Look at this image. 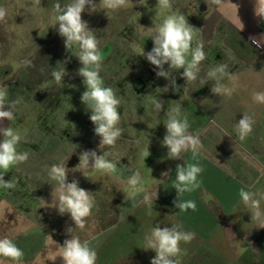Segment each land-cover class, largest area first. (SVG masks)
I'll list each match as a JSON object with an SVG mask.
<instances>
[{"label": "crops", "instance_id": "obj_1", "mask_svg": "<svg viewBox=\"0 0 264 264\" xmlns=\"http://www.w3.org/2000/svg\"><path fill=\"white\" fill-rule=\"evenodd\" d=\"M181 1L186 18L196 26L193 46L197 41L203 43L206 53L198 78L186 82L181 77L183 69L173 72L178 92L173 91L168 79L163 84V78L155 75L157 69L154 68L148 87L142 79L136 80L140 83V88L135 90L136 98L143 101L149 92L163 101L164 107L162 111L154 107L155 118L147 120L150 133H141L143 139L133 141V146L130 140H117L119 154L115 156L113 153L116 159H111L109 152L105 153V158L108 156V160L117 164V172L101 171L103 186L98 192L85 189L92 196L94 207L83 229L75 227L70 214L58 213L54 207L57 184L53 181L54 185H47L46 180H51L48 173L53 164H65L69 170L67 182L75 179L81 188H89L87 185H90L89 179L95 170L90 171L92 176L89 177L91 168L75 167L79 163L78 148L89 146L92 150L93 138L71 140L72 130L77 129L69 128L71 134L64 139L67 135L61 137V133L68 131L59 128V133L55 131V138L44 142L39 122L41 110L34 109L36 105L38 108L46 105L44 95L56 83L52 75H47V70H59L64 64L66 69L69 64L62 52V43L54 42L38 48L30 59V66L22 64L23 68L13 74V85L20 80L26 84L34 82L31 85L33 94L18 93L12 87L8 102L18 98L21 102L13 108L15 119L5 120L0 127L23 131L21 124L30 112L37 125L31 128L36 133L24 139L21 137L17 145L19 152L29 153V159L6 173L0 170L5 182L11 179L15 182L14 188L0 187V212L3 214L0 237L7 236L17 243L24 242L27 237L35 242L36 234L40 235L42 245L34 258L39 259V264H64L59 256L60 247L71 235L89 242L97 252L96 264H150L155 252L146 250L144 237L157 224L161 227L180 224L182 231L195 234L190 243H180L179 264H264V228H261L260 221L251 220L250 209L239 196L241 188L264 192V104L256 103L252 98L253 93L264 92V48H257L249 40L250 35L259 37L264 34V18L254 15L255 0H220L219 4L213 0ZM241 23L243 30H240ZM138 49L142 53L143 47ZM220 63L227 64L228 71L235 77V86L228 77L221 80L228 87L234 86L231 96L211 91L216 81L207 73ZM28 70H36V75L30 77L34 72L28 73ZM43 84H48L47 89L43 90ZM126 93L123 89L118 91L122 98ZM35 95L38 101H33ZM177 104L181 105L182 114L189 120V131L200 136L203 147L195 158L188 150L182 154V160L169 159L168 149L161 144L166 134V113ZM139 112L141 115H135L137 122L144 118L143 111ZM244 113L251 115L255 123L252 133L241 140L236 124ZM0 139H3L2 135ZM46 146L53 148L51 154L34 149ZM63 147L66 149L62 151ZM147 148L151 155L145 158L142 151ZM195 163L203 168L198 176L200 187L184 193L179 200L194 201L196 210L181 212L173 203L178 196L173 188L176 166ZM135 171L140 172L142 181L147 180L143 192L133 193L127 183ZM163 172L169 175L162 176ZM107 180L109 184L104 183ZM105 184L107 189H104ZM145 194L150 196L151 202L144 201ZM95 196L99 197L95 199ZM261 210L264 211V200H261ZM67 218L71 224H67ZM66 225L73 228L69 236L62 233V227ZM237 243L245 249L243 253L238 250Z\"/></svg>", "mask_w": 264, "mask_h": 264}, {"label": "clouds", "instance_id": "obj_2", "mask_svg": "<svg viewBox=\"0 0 264 264\" xmlns=\"http://www.w3.org/2000/svg\"><path fill=\"white\" fill-rule=\"evenodd\" d=\"M213 2L219 4L220 0H213ZM34 3L39 5L40 0H34ZM127 3L128 0H100V5L109 10H118L125 7ZM54 7L57 12L55 26L58 25V34L64 38L65 48L68 50L73 46L79 48L75 56L82 67L77 70V75L82 77V83L86 89L81 94L80 100L91 113L89 120L94 125V134L100 138L99 147L114 146L122 135V129L118 126L121 120L119 111L121 101L112 87L104 85L100 75L103 57L99 49V41L95 31L90 29L88 23L82 19V13L86 8L90 13L96 12L97 5L94 0H72L63 8L59 3ZM157 7L169 9L171 8V0H157ZM254 15L264 18V0H255ZM6 16L7 9L0 7V22L5 21ZM243 27L244 25L241 23L240 30H243ZM195 29L188 23L184 15L175 13L167 15L151 36L153 42L151 51L145 53L142 50L145 59L157 69L155 75L158 78L168 79L173 91L176 92L179 91V86L176 84L172 73L183 69L181 77L186 82L195 81L200 72V65L206 59L203 43L197 41L193 46L196 40ZM249 40L257 48H264V34L259 37L250 35ZM22 63L25 66H30L31 61L25 60ZM165 65L168 66L167 70H165ZM51 75L55 82L60 84L68 73L63 67L59 70L54 69ZM207 75L216 81L211 89L214 94L231 96L234 91L235 77L228 71L227 64H218ZM225 77L233 80V87L221 83ZM165 89L168 90V87ZM8 94L9 88L5 84L0 85V124L5 120L12 121L15 119L13 108L21 102L19 98L8 102ZM252 98L256 103L264 104V92H255ZM153 104L157 111H162L163 101L154 100ZM166 115L167 120L164 123L166 134L161 144L168 149L167 157L172 160H182V154L191 150L193 158H195L203 145L199 134L189 131L191 125L187 116L182 114L181 105L177 104L170 108ZM254 123L255 120L251 115L243 114V118L236 124V130L241 140L252 133ZM0 135L3 137L0 139V170L6 173L11 167L26 162L29 159V153L17 150L21 136L11 127H0ZM149 155L148 151L145 158ZM75 168H91L107 173L117 172V164L106 159L105 154L98 155L95 150H85L80 153L79 163ZM68 172L65 164H53L49 170V178L57 184L54 207L61 215L70 214L75 227L83 229L86 218L91 215L94 200L89 191L79 186L77 180L73 179L72 182H67ZM202 172L203 168L198 163L187 166L178 164L176 166V181L173 188L178 196L173 203L179 211L196 210L194 201H180L179 197L200 187L198 176ZM161 175L166 177L169 173L163 172ZM127 183L133 193L144 191L139 171L133 172ZM0 187L14 188L15 182L12 179L5 182L4 174H0ZM239 196L242 203L250 209L251 220L260 221L261 228H264V211L261 210L264 192H253L241 188ZM143 199L145 202H151L150 196L147 194L144 195ZM181 229L182 225L180 224H172L170 227H161L157 224L149 233L145 234L146 250L155 252L150 264H179L177 257L181 253L180 243H190L195 238L194 233ZM66 231L72 234L73 228L69 227ZM238 250L241 253L245 251L244 248L239 247V244ZM23 256L24 252L12 239L7 236L0 237V257L8 258L15 264H19ZM59 256L62 257L64 264H96L97 260V252L90 247L89 242H82L78 237L72 235L70 239L64 240L63 246L60 247Z\"/></svg>", "mask_w": 264, "mask_h": 264}, {"label": "rangeland", "instance_id": "obj_3", "mask_svg": "<svg viewBox=\"0 0 264 264\" xmlns=\"http://www.w3.org/2000/svg\"><path fill=\"white\" fill-rule=\"evenodd\" d=\"M71 2L72 0H40V4L36 5L34 0H0V7L7 9L5 21L0 22V85L5 84L9 88V91L13 87L16 92H26L31 96L33 94L31 85L34 82L30 81L28 82L29 84H26L20 80L19 82L16 81L13 85L11 79L13 74L18 69L23 68V61L32 59L38 48L45 47L47 44L54 42L62 43V52H64L69 63L68 65L66 64L67 67L65 69L68 75L63 78L60 84L55 83L54 86L48 89V92L44 95L46 100L44 107L38 108L37 105L34 106V109L41 110L39 122L42 128V136H45L44 142L45 140L48 142L55 138L53 136H55V131L59 133L57 130L59 128L62 131H68V133H61V137L65 134L67 135L64 139H67L68 134H71L69 128L77 129L72 130L73 134L71 135L73 137H70L71 140L76 137L87 138L88 136L89 138H93L94 146L92 150H95L98 155L109 152L112 157L111 159H116L117 157L115 156L119 154L118 144H115L113 147H99L100 138L94 134V125L89 120L91 113L80 100L81 94L86 89L82 83V77L77 75V70L82 67L75 56L79 48L78 46H73L69 50L66 49L64 38L58 34V25L55 26L57 12L54 6L59 3L63 8ZM94 3L97 5L96 12L90 13L86 8L82 13V19L88 23L90 29L95 31V35L99 41V49L103 57L100 75L103 78L104 85L112 87L116 96L121 101L120 108H122V115L118 126L122 129V135L118 140H130L132 144L133 141L144 138L140 135L141 133H146L147 135L150 133L147 120L155 118L153 114V101L158 100L152 94L149 95V92L143 101L136 98L135 90L140 88V83L138 84L136 80L142 79L145 87H148L149 77L154 68L150 67L151 64L145 59L138 48L140 46L143 47L142 50L147 49L151 51L153 47L151 36L154 34L155 29L167 15L175 13L185 16V12L182 10L184 4L181 0H171V8L160 9L157 7V0H128L125 7L118 10H109L100 5V0H94ZM187 20L190 25H195L193 21ZM144 63L146 64L145 66H143ZM167 69V66H165V70ZM53 70V68L47 70V75H51ZM154 70L156 69L154 68ZM32 71L34 73H31L30 77L36 75V70H28V73ZM166 81L167 79L163 78L162 83L165 84ZM160 82L159 80L158 83L162 87ZM47 86L48 84H43V90L47 89ZM122 89L127 92L124 98L118 94V91ZM32 98H34L33 101L35 99L38 101L37 95ZM141 110L143 111L142 115L144 118H141V121L137 122L135 115H139L141 113L139 111ZM22 123L21 125H23L25 130L16 132L23 139L36 133L35 130H31L34 125H37L35 117L31 112L30 114L28 113V116L25 117ZM145 138H148V136ZM34 149L44 151V154H51L53 150L49 146ZM65 149L63 147L62 151ZM90 149L91 147L89 146L79 147L78 153L80 154ZM148 151L147 148L142 152L145 155ZM113 153L115 154L114 157ZM61 154L63 155V152ZM108 158L106 156V159ZM144 170H147V168H144ZM90 171L93 172V169H89V177L92 176V172ZM101 174V171L95 170L93 177L88 178L91 181L90 185L87 186L90 187L83 189H91V192H98L103 186ZM146 182L147 180L142 181L145 187ZM104 183L109 184V180ZM46 184L52 186L54 182L46 180ZM107 184H105L104 189H107ZM98 197L95 196V199ZM2 215L0 212V219ZM41 218L43 216H40ZM66 221L67 224H71L69 218ZM69 226L62 227L64 236L70 235L66 231ZM1 227L2 225L0 226V231L3 230ZM34 239L35 242H31L27 237L24 242L15 243L24 252V256L19 264H39V259L34 258L37 252L40 251L42 237L36 234ZM38 239L39 241H37ZM21 240L23 241L24 239ZM10 263L15 262L8 258L0 257V264Z\"/></svg>", "mask_w": 264, "mask_h": 264}]
</instances>
